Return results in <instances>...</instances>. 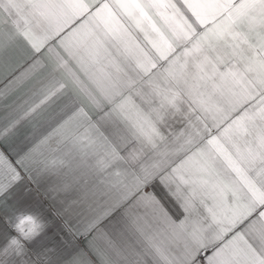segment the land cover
Instances as JSON below:
<instances>
[{"label": "snow or ice", "instance_id": "snow-or-ice-1", "mask_svg": "<svg viewBox=\"0 0 264 264\" xmlns=\"http://www.w3.org/2000/svg\"><path fill=\"white\" fill-rule=\"evenodd\" d=\"M0 264H264V0H0Z\"/></svg>", "mask_w": 264, "mask_h": 264}, {"label": "crops", "instance_id": "crops-1", "mask_svg": "<svg viewBox=\"0 0 264 264\" xmlns=\"http://www.w3.org/2000/svg\"><path fill=\"white\" fill-rule=\"evenodd\" d=\"M81 243H82V241H81Z\"/></svg>", "mask_w": 264, "mask_h": 264}]
</instances>
